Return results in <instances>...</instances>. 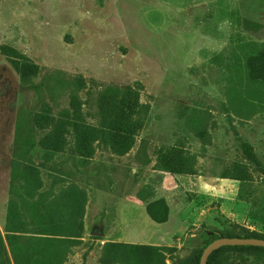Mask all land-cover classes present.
I'll return each instance as SVG.
<instances>
[{"label": "rangeland", "instance_id": "374dc122", "mask_svg": "<svg viewBox=\"0 0 264 264\" xmlns=\"http://www.w3.org/2000/svg\"><path fill=\"white\" fill-rule=\"evenodd\" d=\"M228 234L264 236V0H0V264H195Z\"/></svg>", "mask_w": 264, "mask_h": 264}, {"label": "water", "instance_id": "95a60500", "mask_svg": "<svg viewBox=\"0 0 264 264\" xmlns=\"http://www.w3.org/2000/svg\"><path fill=\"white\" fill-rule=\"evenodd\" d=\"M222 245H256L264 247V238L243 236H219L207 243L200 254L198 264H206L209 254Z\"/></svg>", "mask_w": 264, "mask_h": 264}, {"label": "trees", "instance_id": "16d2710c", "mask_svg": "<svg viewBox=\"0 0 264 264\" xmlns=\"http://www.w3.org/2000/svg\"><path fill=\"white\" fill-rule=\"evenodd\" d=\"M147 212L149 214V216L157 221V222H161V221H164L165 219V216H162L160 217V215H158V213L151 207V206H148L147 207ZM219 236H243V237H260V238H264V236H261V235H254V234H242V235H235V234H228V235H219ZM219 236H214L212 237L211 239H209V241L207 243H209L212 239L216 238V237H219ZM206 243V244H207ZM205 244V245H206ZM225 247H239V248H250L251 250L254 251L255 255L257 257H262L264 256V247L263 246H256V245H222L220 247H218L217 249H214L210 254L209 256L207 257V263L206 264H210V260H211V257L212 255L219 249L221 248H225ZM202 251V250H201ZM201 251L199 252L198 254V257L196 258L195 260V264H198L199 262V257H200V254H201Z\"/></svg>", "mask_w": 264, "mask_h": 264}]
</instances>
